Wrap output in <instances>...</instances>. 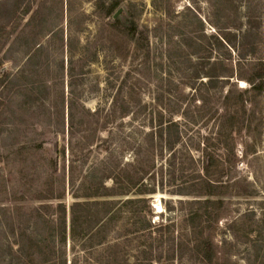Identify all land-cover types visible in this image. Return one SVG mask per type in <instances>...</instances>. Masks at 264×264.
Returning a JSON list of instances; mask_svg holds the SVG:
<instances>
[{"label": "rangeland", "instance_id": "obj_1", "mask_svg": "<svg viewBox=\"0 0 264 264\" xmlns=\"http://www.w3.org/2000/svg\"><path fill=\"white\" fill-rule=\"evenodd\" d=\"M130 2L148 31L146 58L120 40L112 19L95 14L93 0H24L6 6L14 5L15 12L0 29V264H59V258L66 264H108L116 258L120 264L124 257L130 264H199L175 248L188 233L187 206L179 203L186 198L175 193L183 185L179 172L164 175L160 186L150 171L145 183H154L156 191L145 196L147 207L134 216L132 206L120 212L119 200V211L102 227L92 218L103 211L95 201L120 196L89 198L86 193L111 187L110 175L120 180V166L134 157L126 150L120 161L122 78L135 116L125 124L126 133L145 140L161 114L194 136L207 132L223 94L220 88L207 90L205 79L196 78L197 58L208 54L210 34L229 35L236 3L239 14L249 7L259 17L258 55L264 57V0H121L123 10ZM217 54L235 58L226 44ZM234 83L229 79L225 89L237 93L245 85ZM243 99L256 115L249 117V129L234 132L238 157L231 177L254 195L227 197L211 264H264V229L260 235L252 232L264 211V94ZM141 149L144 161L153 157L156 167L165 164V156ZM76 201L84 203L76 208L78 219L89 214L91 221L83 227L93 225L86 235L78 227L71 233L70 207ZM59 204L66 211L64 243L58 239ZM147 220V238H136L142 234L135 230Z\"/></svg>", "mask_w": 264, "mask_h": 264}, {"label": "trees", "instance_id": "obj_2", "mask_svg": "<svg viewBox=\"0 0 264 264\" xmlns=\"http://www.w3.org/2000/svg\"><path fill=\"white\" fill-rule=\"evenodd\" d=\"M10 1L24 0H0V29H4L11 14L15 12V7L7 8ZM94 12L101 19H112L113 13L121 6V0H93ZM5 4V5H4ZM236 18L231 24L229 35L225 33L210 34L208 54L198 57V69L196 78H204L203 85L206 89L220 88L222 90L220 107H216L215 119L211 127L205 133H198L194 136L183 129L181 123L173 117L159 115L156 125L146 134L145 140L138 139L132 131L125 132L124 126L129 120H134L132 111V101L128 98L126 91V78L120 81V161L124 160L123 153L126 150H132L134 157L131 161H124L120 166V180L115 175H110L112 186L102 187V191L97 189L86 193L89 198L98 195L113 197L120 196L117 200L95 201L94 205H102L101 214L94 212L92 218L94 224L102 227L114 218V214L119 211L117 206L120 200V212L123 207L130 208L129 213L140 215L139 212L147 207L146 195L153 194L155 185L145 183V176L150 174L155 181L159 177V185H162L164 175L168 177L179 172L183 178V185L175 193L182 195L186 199L179 200V203L187 206L185 209V222L188 233L183 242H176L175 248L180 254L188 252L190 257L199 261V264H211L214 256V239L219 218L224 206L227 204V197L254 195V191L248 186L239 188L237 181L232 178V172L237 160L236 142L234 132H240L243 127L249 129L252 125V117L255 111L249 110L246 100L243 97L252 96L253 99H260L264 94V57L258 55V43L261 40V21L258 16L253 15L247 10L239 14L238 3L234 4ZM29 12L27 7L23 14ZM9 16V18L7 17ZM120 16V18H119ZM112 19V26L120 27V40L130 45L136 54L146 58L148 54V31L147 28L137 19L133 12L132 2L128 3L125 10ZM225 44L232 47L235 53L233 60L225 59L222 54L213 55ZM2 49H0L1 52ZM232 61L235 62L232 65ZM1 78V77H0ZM234 79V87L239 81L245 85L238 89L237 93L233 88H226L229 79ZM2 82V80H1ZM220 90V91H221ZM225 90V91H224ZM248 115V117H247ZM249 117H251L249 119ZM131 120V121H132ZM153 123L152 117L149 119ZM147 146L145 151L153 156L156 152L160 158H165V164L156 167L153 157L151 161H144L141 158L142 147ZM252 151L248 149L245 155ZM59 153L64 154L62 148ZM166 154V155H165ZM244 154V153H243ZM149 177V176H148ZM153 181V182H154ZM264 205V201L262 202ZM84 203L76 201L70 207L71 233H76V227L80 228V233L86 235L93 225L83 227L84 222H91L89 214L83 215L79 220L76 215V208L83 206ZM86 205V204H85ZM59 233L60 243L65 242L66 211L63 205L59 204ZM264 209V206H262ZM168 210H171L168 208ZM128 212V211H124ZM102 224V225H101ZM151 223L144 221L135 231L138 234L136 238L146 239ZM160 227L164 226L162 223ZM100 227V229H101ZM264 229V211L255 229L252 230L256 235H260ZM149 234V233H148ZM150 235V234H149ZM181 241V240H180ZM116 246V245H115ZM183 247V248H182ZM145 247H141L142 255ZM174 251V248H173ZM139 255V256H140ZM116 259V258H115ZM115 259L108 264H117ZM139 259V258H138ZM59 264H66L65 258H59ZM120 264H130L128 258L124 257Z\"/></svg>", "mask_w": 264, "mask_h": 264}, {"label": "water", "instance_id": "obj_3", "mask_svg": "<svg viewBox=\"0 0 264 264\" xmlns=\"http://www.w3.org/2000/svg\"><path fill=\"white\" fill-rule=\"evenodd\" d=\"M123 12V7H119L112 15V19H115L116 17H118L121 13Z\"/></svg>", "mask_w": 264, "mask_h": 264}]
</instances>
